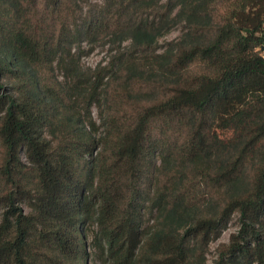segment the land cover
Segmentation results:
<instances>
[{
  "label": "trees",
  "instance_id": "16d2710c",
  "mask_svg": "<svg viewBox=\"0 0 264 264\" xmlns=\"http://www.w3.org/2000/svg\"><path fill=\"white\" fill-rule=\"evenodd\" d=\"M90 1L0 0V264H264V0Z\"/></svg>",
  "mask_w": 264,
  "mask_h": 264
},
{
  "label": "rangeland",
  "instance_id": "374dc122",
  "mask_svg": "<svg viewBox=\"0 0 264 264\" xmlns=\"http://www.w3.org/2000/svg\"><path fill=\"white\" fill-rule=\"evenodd\" d=\"M105 0H91L90 4L84 5L83 14H85L90 7H96L102 5ZM187 32V27L185 23H180L171 28V30L166 33L159 40V47L161 51L166 50L171 45L175 44V42L180 41L185 33ZM125 45H128L127 43ZM110 51L108 46H97L95 47L84 59V65L88 68H96L99 65H105L110 58ZM95 118L98 117L97 110H94ZM239 229V218L238 216H234L227 228V230L223 233L222 237L217 241L212 243L209 254H208V264H211L212 261L217 257V247L220 243H227L230 239V236L235 233Z\"/></svg>",
  "mask_w": 264,
  "mask_h": 264
},
{
  "label": "water",
  "instance_id": "95a60500",
  "mask_svg": "<svg viewBox=\"0 0 264 264\" xmlns=\"http://www.w3.org/2000/svg\"><path fill=\"white\" fill-rule=\"evenodd\" d=\"M262 50H264V47L262 48Z\"/></svg>",
  "mask_w": 264,
  "mask_h": 264
}]
</instances>
